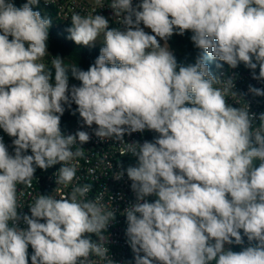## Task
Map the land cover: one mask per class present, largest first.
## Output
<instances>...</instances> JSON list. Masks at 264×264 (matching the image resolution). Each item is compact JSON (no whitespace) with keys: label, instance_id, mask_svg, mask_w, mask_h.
Masks as SVG:
<instances>
[{"label":"clouds","instance_id":"clouds-1","mask_svg":"<svg viewBox=\"0 0 264 264\" xmlns=\"http://www.w3.org/2000/svg\"><path fill=\"white\" fill-rule=\"evenodd\" d=\"M39 2L0 0V129L14 138L10 154L0 137V264H29V246L31 264H117L104 234L116 213L103 192L88 198L91 183L73 185L91 135L63 134L72 104L83 125H96L92 134L137 159L118 176L126 174L135 196L122 214L134 264H264V113L229 104L241 96L234 77L207 63H243L264 82V0H109L123 31L103 15L73 12L67 39L93 47L102 35L103 47L87 70L53 56L54 74L42 62L52 20L33 10ZM186 32L199 51L185 65L168 40ZM249 92L264 96L252 85ZM145 130L158 136L124 141ZM57 164L55 183L71 191L38 195L21 217L18 186L31 188L37 169ZM233 244L242 250L225 247Z\"/></svg>","mask_w":264,"mask_h":264},{"label":"built area","instance_id":"built-area-1","mask_svg":"<svg viewBox=\"0 0 264 264\" xmlns=\"http://www.w3.org/2000/svg\"><path fill=\"white\" fill-rule=\"evenodd\" d=\"M15 1L16 0H11L12 3ZM139 2L140 0H133V6ZM40 3L44 7L52 9L56 18L69 27L71 26V15L73 12H78L82 16L103 15L109 20L110 28H117L121 31L124 30V25L117 23L116 18L113 16L112 9L108 6L109 0H101V3L104 5L103 7H100L97 0H55L54 4H46L45 0H40ZM53 56L54 55L49 52L42 61L47 68L52 67L51 60ZM66 62L65 60V65L68 66ZM256 73L258 75L259 67H257ZM214 74L220 75L222 79L228 76L234 77L235 88L233 91L237 92L242 97H227L229 104L234 107L247 108V106H249L250 113H255L257 117L264 113V96H255L249 92V85L264 89V82L252 79V70L246 68L243 63H240L235 69L230 68L225 63ZM69 85L71 86L70 83ZM65 109L60 124L63 134L69 135L74 134L78 130H84L91 135L90 141L82 145L85 150V157L78 158L77 161H74V163H77L78 180H74L73 185L91 183L93 188L88 194L89 199L95 198L100 192L104 193L102 203L105 204L108 209L116 213L115 220L109 224L107 231L104 233L105 236H109L110 238V242L107 245L109 248V256L113 257L117 264H128V262L134 264L133 253L125 236L127 227L126 217L122 214L124 209L134 202L135 196L130 188L131 181L127 178L126 174L121 179H118V176L121 166L126 169L129 165H135L137 159L130 153L122 155L126 145L120 144L114 140L101 141L97 138L92 134V130L96 128V125L93 124L92 128H88L86 125H83L80 116H78L74 122L68 123L65 118L68 111L66 106ZM255 124H259L258 119L255 120ZM156 136H158L157 133L145 130L142 133L135 132L131 135H125L124 141L126 143H132L134 141L143 143L145 140L152 141ZM0 137L3 138V142L7 146L9 153L14 154V147L12 145V140L14 138L9 137L3 129H0ZM254 163L258 164L259 161H255ZM59 167H61V165L57 164L47 171L37 169L35 177L32 180L31 188L23 185L18 186V193L20 191L24 193V195L19 198V204L22 209H18V214L21 217L24 214L30 215L28 206L38 195H52L59 198L61 194L71 191L72 185L65 188L55 183V172ZM55 189H59L60 191L57 192ZM146 199L149 202H154L157 197L153 195L146 197ZM17 226L21 229L27 228V225L22 219L18 222ZM93 238L95 239V237ZM244 241L245 246H247L248 242L246 237H244ZM225 247H230L231 250L237 252L242 250L241 246L235 244L225 245ZM32 254L33 250L31 246H29V264H31ZM212 264H215V262L213 261Z\"/></svg>","mask_w":264,"mask_h":264},{"label":"trees","instance_id":"trees-1","mask_svg":"<svg viewBox=\"0 0 264 264\" xmlns=\"http://www.w3.org/2000/svg\"><path fill=\"white\" fill-rule=\"evenodd\" d=\"M27 0H16L14 2V5L16 7H21L24 3H26ZM41 7L43 10H41ZM33 10L40 11L42 16H48L52 20L51 27L49 29V40H48V51L53 54L54 56H60L61 58L66 60L68 65H77L82 70H87L89 66L94 63L95 59L100 54V48L103 47V40L98 43L97 45H94L93 47H87L82 45H76L72 40L67 39L68 32L66 29L69 27L67 24L62 23L61 21L57 20L58 23H55L54 18H56V15L54 11L50 8L44 7L40 2L38 5L33 6ZM63 25V30L59 29V25ZM143 27V25H142ZM146 32L150 33V29H145ZM191 32H186L183 36L174 34L169 40L168 44L170 46V49L172 50L173 54L175 55V58L178 62V64H189L194 63L196 55L198 53V49H196L190 40ZM9 39H12L9 37ZM161 43V41H160ZM208 59L207 63L210 67V70L215 73L219 68L217 67V64H220L221 67L223 64H225L222 61ZM54 74V69L50 67ZM70 75V73H69ZM54 82V81H53ZM69 83L71 85L75 84L79 86L80 82L69 77ZM67 107V105H65ZM186 106H190L187 105ZM76 105L72 104L71 108H68L67 114H66V120L68 123H72L75 121V119L79 116V113L77 112L75 115L72 114L73 111L76 109ZM27 154H31L29 151Z\"/></svg>","mask_w":264,"mask_h":264},{"label":"rangeland","instance_id":"rangeland-1","mask_svg":"<svg viewBox=\"0 0 264 264\" xmlns=\"http://www.w3.org/2000/svg\"><path fill=\"white\" fill-rule=\"evenodd\" d=\"M41 10H43V8L41 7ZM58 19L57 18H54V21H55V23H58V21H57ZM59 25V29H61V30H63V25L62 24H58ZM103 40V36L101 35V37L95 42V45H97L98 43H100L101 41ZM163 41H161V45H163ZM171 50V49H170ZM172 51V50H171ZM215 61L213 60V63H214Z\"/></svg>","mask_w":264,"mask_h":264}]
</instances>
